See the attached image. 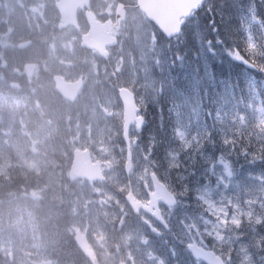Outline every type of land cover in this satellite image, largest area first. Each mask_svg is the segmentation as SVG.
Here are the masks:
<instances>
[{
	"label": "rangeland",
	"instance_id": "obj_1",
	"mask_svg": "<svg viewBox=\"0 0 264 264\" xmlns=\"http://www.w3.org/2000/svg\"><path fill=\"white\" fill-rule=\"evenodd\" d=\"M242 1L208 0L169 45L143 17H130L120 44L104 61L82 52L80 37L57 32L56 23L35 17L26 1L0 0V74L10 72L12 88L10 97H0V203L12 178L18 191L9 197L30 196L14 208L22 221H13L5 234L0 225V264H66L49 256L42 236L34 237L32 204L40 222L49 212L66 216L71 234L85 236L84 246L89 240L98 264L108 263L109 236L122 242L126 264H184L182 247L169 244L177 245L176 239L215 247L230 264H264V103L257 92L264 86L250 72L264 67V36L251 20L255 7L242 6ZM235 9L239 20L222 19ZM235 29L242 41L236 51ZM223 60L241 76L238 89L235 74L226 78L215 71ZM55 74L84 78L75 104L56 96L49 79ZM23 75L35 85L16 87L13 80ZM121 87L134 92L151 118L162 113L160 101L167 100L171 119L166 163L160 168L163 159L157 164L150 144L140 133L132 134L128 177L119 139ZM36 90L54 108L43 111L45 118L31 117L39 102L29 96ZM78 148L88 149L104 166L103 182L68 181L69 159ZM156 167L167 183L186 175L180 185L192 192L189 197L181 192L178 207L167 211L176 235H164L158 226L135 218L124 200L129 188L144 196ZM192 204H198L196 211Z\"/></svg>",
	"mask_w": 264,
	"mask_h": 264
},
{
	"label": "water",
	"instance_id": "obj_2",
	"mask_svg": "<svg viewBox=\"0 0 264 264\" xmlns=\"http://www.w3.org/2000/svg\"><path fill=\"white\" fill-rule=\"evenodd\" d=\"M203 0H175V14L174 9L172 10V2L174 0H148L149 5L147 6L149 11H145L148 18L154 22V24L168 37L176 36L180 30V18L187 16L190 11L196 8L197 4L202 3ZM142 10V9H141ZM172 13V15H171ZM165 14H169L167 17ZM91 25V23H90ZM92 34L93 40L88 37L82 39V47L88 49H95L103 57L106 56L104 47L106 44H102V36L100 34V29L98 25L92 24ZM109 46L115 45V42L109 41L107 43ZM57 89L63 94L68 95L69 99L73 100L75 94L77 93L80 83H74L73 85H68L61 79L55 78ZM120 96L123 102L125 111V131L128 125L135 120L136 109L134 107V101L132 95L126 90H120ZM138 126L141 125V120L137 119ZM78 153H76V162L73 171H79L81 176H89L91 179L101 178L97 165L87 164L81 169L78 161Z\"/></svg>",
	"mask_w": 264,
	"mask_h": 264
},
{
	"label": "flooded vegetation",
	"instance_id": "obj_3",
	"mask_svg": "<svg viewBox=\"0 0 264 264\" xmlns=\"http://www.w3.org/2000/svg\"><path fill=\"white\" fill-rule=\"evenodd\" d=\"M35 6L31 10L34 12L35 17L41 19L46 18L48 22L60 23L67 21L68 18L61 15L57 8L58 0H30ZM137 0H88L87 5L83 8L79 7L76 11V19L79 28L73 29L67 27L65 30L72 29L74 35H82L88 32L86 22V14L92 13L95 19L100 22H115L118 14H124L127 17L135 16L139 11L136 7ZM118 32H116L117 34ZM92 54L95 55L94 52Z\"/></svg>",
	"mask_w": 264,
	"mask_h": 264
},
{
	"label": "trees",
	"instance_id": "obj_4",
	"mask_svg": "<svg viewBox=\"0 0 264 264\" xmlns=\"http://www.w3.org/2000/svg\"><path fill=\"white\" fill-rule=\"evenodd\" d=\"M235 36H236V34H235ZM237 37V36H236ZM165 104V103H164ZM166 107V106H165ZM156 125H157V122L155 123V127H156ZM7 205H10V203L9 202H7Z\"/></svg>",
	"mask_w": 264,
	"mask_h": 264
}]
</instances>
